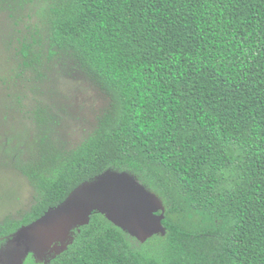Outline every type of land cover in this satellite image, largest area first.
Segmentation results:
<instances>
[{
	"label": "trees",
	"instance_id": "1",
	"mask_svg": "<svg viewBox=\"0 0 264 264\" xmlns=\"http://www.w3.org/2000/svg\"><path fill=\"white\" fill-rule=\"evenodd\" d=\"M47 1L46 44L17 27L8 43L19 75L69 57L105 106L75 149L36 145L20 167L36 202L4 219L3 241L115 171L157 201L164 234L138 242L96 211L61 252L22 264H264V0Z\"/></svg>",
	"mask_w": 264,
	"mask_h": 264
},
{
	"label": "rangeland",
	"instance_id": "2",
	"mask_svg": "<svg viewBox=\"0 0 264 264\" xmlns=\"http://www.w3.org/2000/svg\"><path fill=\"white\" fill-rule=\"evenodd\" d=\"M48 8L47 0H35L12 12L15 19L0 10V224L6 218L21 219L36 202L38 192L20 167L41 139L47 136L64 149H75L92 135L105 106L103 96L69 57H54L50 62L45 58L42 78L29 72L19 75L14 50L8 46L17 35L14 29L19 28V37L29 43L35 37L46 44ZM38 108L47 110L51 127L40 129L30 120ZM145 201L158 207L131 174L109 171L79 188L36 224L4 241L0 235V264H22L26 258L47 262L65 247L68 233L96 211L138 242L163 235L161 216L148 212L145 220Z\"/></svg>",
	"mask_w": 264,
	"mask_h": 264
},
{
	"label": "water",
	"instance_id": "3",
	"mask_svg": "<svg viewBox=\"0 0 264 264\" xmlns=\"http://www.w3.org/2000/svg\"><path fill=\"white\" fill-rule=\"evenodd\" d=\"M142 206L144 207V208H148V209H150V211L149 212H152V213H156L157 211H158V207H157V205H156V203H154V202H152V201H145V202H143L142 203ZM88 223V219L86 220V221H84L83 222V224H87ZM82 224V225H83ZM69 234L70 233H68V238H69ZM68 240V239H67ZM65 248V247H64ZM63 248V249H64ZM62 249V250H63ZM61 250V251H62ZM61 251H59V252H61Z\"/></svg>",
	"mask_w": 264,
	"mask_h": 264
},
{
	"label": "snow or ice",
	"instance_id": "4",
	"mask_svg": "<svg viewBox=\"0 0 264 264\" xmlns=\"http://www.w3.org/2000/svg\"><path fill=\"white\" fill-rule=\"evenodd\" d=\"M150 211V209L148 208H145L144 212H145V220L147 221L149 219V216H148V212Z\"/></svg>",
	"mask_w": 264,
	"mask_h": 264
}]
</instances>
